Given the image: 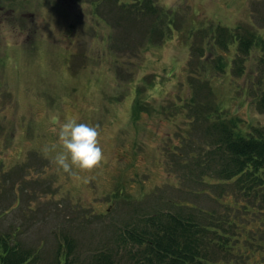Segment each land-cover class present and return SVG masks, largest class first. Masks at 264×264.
Here are the masks:
<instances>
[{
    "label": "rangeland",
    "instance_id": "1",
    "mask_svg": "<svg viewBox=\"0 0 264 264\" xmlns=\"http://www.w3.org/2000/svg\"><path fill=\"white\" fill-rule=\"evenodd\" d=\"M13 1L0 0V236L21 241L36 264L54 263L66 239L76 264L103 252L136 264L128 232L145 216L181 201L213 206L200 193L213 149L205 115L264 132L262 51L239 48L251 33L264 38V0H153L174 22L163 42L146 23L122 22L124 2L136 0ZM200 85L211 103L196 124L187 101ZM72 118L99 131L103 158L90 169L55 163Z\"/></svg>",
    "mask_w": 264,
    "mask_h": 264
},
{
    "label": "trees",
    "instance_id": "2",
    "mask_svg": "<svg viewBox=\"0 0 264 264\" xmlns=\"http://www.w3.org/2000/svg\"><path fill=\"white\" fill-rule=\"evenodd\" d=\"M124 4L122 9L128 15L124 10L123 14L119 11L122 22L128 21L132 27L146 23L147 28L146 24L142 28L148 31L152 42L156 38L160 42L169 38L167 29L171 30L172 21L168 9L157 7L153 0ZM117 22L121 23L120 18ZM226 37L223 36V40ZM227 39L232 40L229 35ZM239 42L242 55L249 54L253 45L261 49L264 69V38L251 33ZM228 43H224L225 46ZM220 58L217 65L222 69ZM240 59L234 62L239 65ZM238 71L242 72V67ZM202 88L203 85L198 86L197 93L187 101L192 111L189 115L196 124L204 108L211 103L209 93L198 96ZM255 102L264 113V90ZM136 106V111H140L138 101ZM212 114L205 115L209 124H205L204 138L207 143L211 138L209 143L213 149L197 166L204 160L210 166L207 174H200L206 176L202 183L208 186L200 193L208 195L213 206L206 209L189 202H175L174 210H158L145 218L137 229L128 232V238L137 247L130 253L136 264H264V132L256 129L244 134L240 120L226 121L218 115L219 119L211 122ZM257 214L263 224L253 223ZM64 245L67 251L59 247L52 264L77 263L73 241L66 239ZM112 254L92 255L89 264H123L122 259L120 262ZM35 256L21 241L0 236V264H36Z\"/></svg>",
    "mask_w": 264,
    "mask_h": 264
},
{
    "label": "clouds",
    "instance_id": "3",
    "mask_svg": "<svg viewBox=\"0 0 264 264\" xmlns=\"http://www.w3.org/2000/svg\"><path fill=\"white\" fill-rule=\"evenodd\" d=\"M96 126L68 119L60 125L58 138L63 151L55 156L59 168L67 171L73 165L81 169H90L103 158V149L99 142Z\"/></svg>",
    "mask_w": 264,
    "mask_h": 264
},
{
    "label": "flooded vegetation",
    "instance_id": "4",
    "mask_svg": "<svg viewBox=\"0 0 264 264\" xmlns=\"http://www.w3.org/2000/svg\"><path fill=\"white\" fill-rule=\"evenodd\" d=\"M15 2H16V0L13 1V3H12V4H14V6H15ZM1 8L3 9V5H0V10H2ZM12 11H13V10H12ZM12 11H11V12H12ZM0 17H1V16H0ZM0 23H2V21H0ZM1 25H2V24H1Z\"/></svg>",
    "mask_w": 264,
    "mask_h": 264
}]
</instances>
